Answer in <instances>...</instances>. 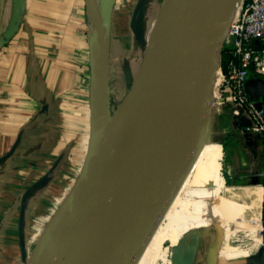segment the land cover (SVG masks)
Instances as JSON below:
<instances>
[{"label": "water", "instance_id": "obj_1", "mask_svg": "<svg viewBox=\"0 0 264 264\" xmlns=\"http://www.w3.org/2000/svg\"><path fill=\"white\" fill-rule=\"evenodd\" d=\"M116 1L86 0L94 30L88 150L27 264H135L209 131L215 76L239 0H164L131 86L112 110ZM146 2L135 5L133 29ZM4 7L0 0V30ZM254 45L262 48L260 40ZM246 86L264 106V78L251 75ZM218 256L216 246L209 264Z\"/></svg>", "mask_w": 264, "mask_h": 264}, {"label": "crops", "instance_id": "obj_2", "mask_svg": "<svg viewBox=\"0 0 264 264\" xmlns=\"http://www.w3.org/2000/svg\"><path fill=\"white\" fill-rule=\"evenodd\" d=\"M134 1H116L111 59L114 37L123 31L126 35L128 23L140 34L149 33L154 25L156 17L150 14L147 0L136 29L132 28V5L139 0ZM4 2L0 30V264H27L51 217L42 212L41 205L61 198L53 192L60 172L66 166L79 167L80 172L86 157L94 30L86 0ZM226 104L208 123L219 156L227 223L216 264H264L259 228L264 218V138L244 131L248 116ZM67 150L73 151L71 158ZM256 195L259 215L250 232L237 206L241 198L248 201Z\"/></svg>", "mask_w": 264, "mask_h": 264}, {"label": "bare ground", "instance_id": "obj_3", "mask_svg": "<svg viewBox=\"0 0 264 264\" xmlns=\"http://www.w3.org/2000/svg\"><path fill=\"white\" fill-rule=\"evenodd\" d=\"M238 9L239 4L234 18ZM216 91L217 83H214L213 94ZM217 104L211 105L219 108ZM217 155L213 141L205 138L190 170L135 264H147L153 260L167 238L171 240L170 258L165 264H197L212 253L214 246L221 254L227 223ZM259 199L262 202V189ZM257 202V195L250 196L248 201L241 198L237 206V213L247 221L250 232L257 226L254 220L259 215ZM261 224L262 218L260 230ZM35 239L32 238L33 241Z\"/></svg>", "mask_w": 264, "mask_h": 264}, {"label": "built area", "instance_id": "obj_4", "mask_svg": "<svg viewBox=\"0 0 264 264\" xmlns=\"http://www.w3.org/2000/svg\"><path fill=\"white\" fill-rule=\"evenodd\" d=\"M228 28L224 47L230 48L231 56L226 68L221 65V59L218 64L217 91L211 104L217 102L219 108L210 104L211 112L212 115L223 112L226 103L237 111L243 110L250 120L243 130L261 134L264 138V106L256 104L246 86L250 74L264 78V0H239L238 13ZM255 40L261 41L260 50L255 48ZM260 239L264 244V218Z\"/></svg>", "mask_w": 264, "mask_h": 264}, {"label": "rangeland", "instance_id": "obj_5", "mask_svg": "<svg viewBox=\"0 0 264 264\" xmlns=\"http://www.w3.org/2000/svg\"><path fill=\"white\" fill-rule=\"evenodd\" d=\"M163 1L164 0H150L151 3L149 4L151 5L152 8L150 14L152 15V17H157V14L162 5L161 3H163ZM134 2H136V0ZM134 4L132 5V9L133 7H135ZM124 30L126 35H124V31H123V35H121L120 33H116L113 40V48H112L110 101L112 103L113 100L117 102V104L122 100V98L125 96L126 92L131 86V82H132L131 80L135 76V73L140 65L141 59L144 55L145 50L147 49V45L149 43L150 35H151V31L149 33L143 32L141 34L139 32L134 33L131 30L129 23ZM250 76L251 74L249 75V77ZM206 139L208 140L211 139L209 131L206 132ZM66 147H68L67 143H66ZM69 149H71V144L69 145ZM67 152H68L67 156L71 158V154L73 151L67 150ZM65 168L64 171L62 170L60 172L59 174L60 180L58 179L59 181L57 183L58 186H55L56 188H54L55 190L53 191L54 193H56L55 194L56 196H61V198L59 200L57 198L55 202L51 204L49 203L50 200L48 199L47 204L41 205L42 206L41 209L43 210L42 212L49 215V217L50 216L52 217L54 215V213L60 206L62 197L64 199L65 197L64 195L66 194V192L69 191L70 188H72L70 186L73 185L79 173L78 172L79 167H77V169L75 168V170H73L70 166H66ZM70 177H72L71 180L67 181V179H70ZM51 217L49 218V220L51 219ZM170 245H171V240L167 238L164 241L163 247L160 250V252L157 254V256L153 258V260L151 259L150 261H148L147 264H164L162 262H158L157 258L160 256L164 247H169ZM215 248L216 246H214L212 253L208 257H205L204 260L202 259L201 262H197V264L209 263L210 257L212 256ZM169 258H170V251L167 253V259Z\"/></svg>", "mask_w": 264, "mask_h": 264}, {"label": "trees", "instance_id": "obj_6", "mask_svg": "<svg viewBox=\"0 0 264 264\" xmlns=\"http://www.w3.org/2000/svg\"><path fill=\"white\" fill-rule=\"evenodd\" d=\"M231 50L228 47H224L222 50V54H221V65L223 66V68H226V65L230 59V53ZM117 102L112 100V110H114L117 106ZM170 251V246L169 247H164V249L162 250L160 256L157 258L158 262H162L165 264V262L167 261V253Z\"/></svg>", "mask_w": 264, "mask_h": 264}]
</instances>
